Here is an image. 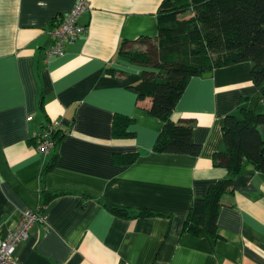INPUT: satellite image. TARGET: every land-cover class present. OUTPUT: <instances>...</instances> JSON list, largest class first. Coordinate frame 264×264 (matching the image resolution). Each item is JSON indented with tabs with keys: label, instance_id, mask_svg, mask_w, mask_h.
<instances>
[{
	"label": "crops",
	"instance_id": "0c3cea01",
	"mask_svg": "<svg viewBox=\"0 0 264 264\" xmlns=\"http://www.w3.org/2000/svg\"><path fill=\"white\" fill-rule=\"evenodd\" d=\"M87 1L75 18L84 30L46 56L73 0H0V238L43 203L13 249L17 264H264V172L246 159L220 195L216 235L183 230L193 199L228 174L213 162L226 148L225 115L264 113L252 61L191 76L170 117L192 124L199 152L157 151L163 121L132 85L158 67L121 50L146 49L139 38L157 35L162 0ZM116 113L133 118L132 135H112ZM56 120L54 144L37 151L33 134ZM257 128L264 139V121ZM129 152L133 161H115Z\"/></svg>",
	"mask_w": 264,
	"mask_h": 264
},
{
	"label": "trees",
	"instance_id": "16d2710c",
	"mask_svg": "<svg viewBox=\"0 0 264 264\" xmlns=\"http://www.w3.org/2000/svg\"><path fill=\"white\" fill-rule=\"evenodd\" d=\"M184 13L188 16L180 17ZM157 26V35L152 39L139 38L148 43L144 51L121 50L122 47L120 50L131 61L158 67V71L144 70L140 80L132 85L139 98L151 97L147 111L163 121L153 148L195 155L200 144L193 140L192 124L172 120L171 112L191 76L241 60L252 61L251 79L264 96V0H162ZM239 112V116L232 112L225 115L222 135L226 148L213 155V162L225 165L228 174L212 183L206 194L193 199L184 231L215 236L220 195L240 170L242 161L246 159L264 172V139L257 128V123L264 121V113L243 107H239ZM132 121L133 118L116 113L112 135H132L128 130ZM58 133V128L52 130L53 144ZM136 155L115 153L114 159L128 163ZM110 207L121 215L156 213L147 208L130 210L112 204Z\"/></svg>",
	"mask_w": 264,
	"mask_h": 264
},
{
	"label": "built area",
	"instance_id": "2783aa9c",
	"mask_svg": "<svg viewBox=\"0 0 264 264\" xmlns=\"http://www.w3.org/2000/svg\"><path fill=\"white\" fill-rule=\"evenodd\" d=\"M87 8V0H73L69 10L58 18L50 30L53 44L45 49L46 56L53 53L60 54L63 44L73 41L84 30L85 25L78 23L75 18ZM59 124L60 122L57 120L52 121L33 134L34 147L37 151L46 152L53 145L51 133ZM42 207L43 205L38 204L35 208L26 207L22 209L17 221L0 238V264H17L13 249L26 236L28 227L33 222L43 219Z\"/></svg>",
	"mask_w": 264,
	"mask_h": 264
},
{
	"label": "water",
	"instance_id": "95a60500",
	"mask_svg": "<svg viewBox=\"0 0 264 264\" xmlns=\"http://www.w3.org/2000/svg\"><path fill=\"white\" fill-rule=\"evenodd\" d=\"M201 75L204 76V77L205 76H209V75H211V71H204V72L201 73Z\"/></svg>",
	"mask_w": 264,
	"mask_h": 264
},
{
	"label": "rangeland",
	"instance_id": "374dc122",
	"mask_svg": "<svg viewBox=\"0 0 264 264\" xmlns=\"http://www.w3.org/2000/svg\"><path fill=\"white\" fill-rule=\"evenodd\" d=\"M182 16L186 17V16H188V15H187L186 13H184V14H180V17H182ZM145 47H146V46H145ZM153 52H155V49H154ZM152 57L154 58V57H155V54H153Z\"/></svg>",
	"mask_w": 264,
	"mask_h": 264
}]
</instances>
